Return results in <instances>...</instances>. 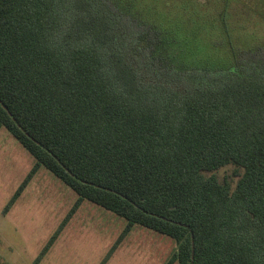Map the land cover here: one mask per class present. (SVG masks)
Wrapping results in <instances>:
<instances>
[{
    "label": "trees",
    "instance_id": "obj_1",
    "mask_svg": "<svg viewBox=\"0 0 264 264\" xmlns=\"http://www.w3.org/2000/svg\"><path fill=\"white\" fill-rule=\"evenodd\" d=\"M140 4L0 0V128L35 159L3 212L43 166L76 199L34 264L84 199L127 221L99 264L134 223L175 241L165 264H264V81L238 70L233 40L224 70L184 64ZM226 10L240 14L222 5L216 28L233 36ZM127 42L163 73L140 67ZM184 75L198 81L170 80Z\"/></svg>",
    "mask_w": 264,
    "mask_h": 264
},
{
    "label": "rangeland",
    "instance_id": "obj_2",
    "mask_svg": "<svg viewBox=\"0 0 264 264\" xmlns=\"http://www.w3.org/2000/svg\"><path fill=\"white\" fill-rule=\"evenodd\" d=\"M140 1L146 11L157 13L156 18L169 29V35L175 37L173 55L184 64L224 70L237 60L236 54L228 55L226 42L233 40L239 55L238 70L264 81V0ZM122 2L131 3L139 12V0ZM222 5L240 11L236 19L231 17V12H224L226 20L238 23L233 36L217 31L215 14ZM127 31L129 41L135 29L128 27ZM127 47L134 52H129ZM127 47L125 52L140 67L163 73L156 64L151 67L145 51L139 53L134 43L127 42ZM171 72L174 75V71ZM207 76L206 82L210 84L211 74ZM170 80L178 86H189L198 81L187 75ZM34 162L30 153L1 127L0 264H34L41 248L76 199L74 191L40 166L15 203L4 213V205ZM234 169L228 164L217 174L222 178L232 174ZM126 222L123 217L84 199L38 264H99ZM175 247L172 238L134 223L105 264H165Z\"/></svg>",
    "mask_w": 264,
    "mask_h": 264
},
{
    "label": "crops",
    "instance_id": "obj_3",
    "mask_svg": "<svg viewBox=\"0 0 264 264\" xmlns=\"http://www.w3.org/2000/svg\"><path fill=\"white\" fill-rule=\"evenodd\" d=\"M15 139V138H14ZM19 143V142H18ZM58 179V178H57Z\"/></svg>",
    "mask_w": 264,
    "mask_h": 264
}]
</instances>
